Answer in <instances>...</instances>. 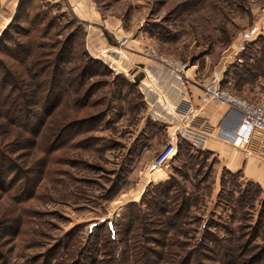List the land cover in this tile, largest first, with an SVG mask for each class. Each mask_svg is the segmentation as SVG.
I'll use <instances>...</instances> for the list:
<instances>
[{"label":"rangeland","instance_id":"374dc122","mask_svg":"<svg viewBox=\"0 0 264 264\" xmlns=\"http://www.w3.org/2000/svg\"><path fill=\"white\" fill-rule=\"evenodd\" d=\"M36 15L42 20L33 34L39 43L62 42L75 34L69 68L80 64L85 51L102 63L88 80L94 86L89 106L78 114L97 119L55 144L49 174L40 181L33 200L17 206L11 194L4 195L0 230L3 221L13 217L14 231L21 224L12 238L6 236L8 225L0 232V264H87L89 258L93 264H113L110 255L118 259L125 245L117 236L110 240L109 230L128 219L132 210L127 206L138 204L147 189L170 178L198 197L187 229L209 221L216 226V235H222V226L237 235L239 227L260 223L255 244L263 245L264 204L259 201L264 194L258 193L256 184L220 172L204 150L199 149L200 154L180 150L179 145L169 163L153 168V159L167 143V126L174 125L176 117L166 114V93L146 57L128 49L119 54L115 46L125 36L129 49L149 47L159 56L181 61L197 84H190V89L193 85L200 93L235 49L236 59L226 65L222 87L259 103L264 100V0H0V38L12 22L7 39L15 38L20 28L33 27ZM255 25L263 27L261 34L241 51L242 34ZM5 46L10 47V41ZM5 46L3 37V64L11 63L4 57ZM74 97L71 94L67 108L53 114L49 129L67 114L73 118ZM37 155L41 154H18L17 163L29 168ZM162 176L167 179L153 180ZM239 193L246 195L244 213L235 204ZM224 196L232 198V204H226ZM189 235L178 239L186 241Z\"/></svg>","mask_w":264,"mask_h":264},{"label":"trees","instance_id":"16d2710c","mask_svg":"<svg viewBox=\"0 0 264 264\" xmlns=\"http://www.w3.org/2000/svg\"><path fill=\"white\" fill-rule=\"evenodd\" d=\"M40 22L42 20L36 15L31 24L33 27L20 28L16 39H7V33L14 26L12 22L0 38L2 42L4 37V46L6 41L11 43L10 47H4V57L11 63L0 62V201L4 195L11 194L17 206L35 198L40 181L49 174L50 156L58 149L55 144L66 140L69 133L83 131L88 122L97 119V115L80 118L78 114L89 106L94 86L88 80L97 72L92 70L101 68L102 63L85 51L80 64L69 68L74 55L75 34H69L62 42L39 43L33 34ZM232 66L235 68L238 64ZM241 68L243 73L245 68ZM234 76L239 78L241 74L235 71ZM71 94L75 96L73 118L67 114L58 125L49 129L51 117L59 108H67ZM184 148L200 153L191 143L182 140L179 149ZM32 152L41 155L36 156L31 167L17 163L18 154ZM256 188L259 194H264L259 186ZM222 199L226 204H232V198L224 196ZM245 200L246 195L239 193L235 202L242 213L247 206ZM197 201V196H192L172 178L147 189L138 204L127 206L132 210L128 219L116 230H109L110 240L114 242L117 236L118 242L125 245L118 259L110 255L112 263L264 264V244H255L260 223H255L254 227H239L237 235L229 227L222 226V235L218 236L213 232V229L217 230L216 226L209 221L198 229H187L190 210ZM263 204L264 199L259 201L260 206ZM254 207V203L249 205L251 210ZM16 218L20 219V215ZM3 222L6 223L1 225L0 232H6L8 225V238L19 234L17 228L21 223L16 231L12 229L16 222L14 217ZM189 232L192 235L186 241L178 239L185 238ZM2 259L0 256L1 263ZM88 262L93 264L94 260L89 258Z\"/></svg>","mask_w":264,"mask_h":264},{"label":"built area","instance_id":"2783aa9c","mask_svg":"<svg viewBox=\"0 0 264 264\" xmlns=\"http://www.w3.org/2000/svg\"><path fill=\"white\" fill-rule=\"evenodd\" d=\"M262 30L263 27L255 25L245 31L241 36L240 50L243 51L245 45L260 35ZM128 42L129 40L125 36L117 39L116 51L121 54L123 49H128L146 57L152 64L157 83L160 84L166 96L172 97V102L165 107L166 114H180L184 110L181 97L187 89V84L191 82L187 76L189 71L187 65L179 60L159 56L155 50L149 47H145L143 51H136L133 48L129 49L127 47ZM200 101L202 105L213 104L227 107L230 110L227 126L229 125L231 129H220L219 135L233 146L244 147L255 134L261 133L264 135V100L259 103H251L234 96L222 87V79L219 75H213L201 87ZM236 115L239 118L233 120L231 116ZM167 130L172 132V137L153 159L152 166L155 169H161L172 160L180 141H187L197 149H203L206 141L204 134L195 132L182 124L169 125Z\"/></svg>","mask_w":264,"mask_h":264},{"label":"crops","instance_id":"0c3cea01","mask_svg":"<svg viewBox=\"0 0 264 264\" xmlns=\"http://www.w3.org/2000/svg\"><path fill=\"white\" fill-rule=\"evenodd\" d=\"M236 56L235 49H232L226 56L223 66L215 75H219L222 79L226 65L234 62ZM189 79L191 82L187 84V89L181 97L184 110L173 117H176V125L177 123L178 125H185L189 129L206 136L202 150L207 151L216 160V167L220 172L227 171L232 174H239L242 179L258 185L264 191V135L261 133L255 134L251 141L241 148L235 147L226 141L219 135V130L228 128L227 118L230 115V110L227 107L213 104L202 105L200 101L201 93L195 91L197 88L193 85L191 86L193 88L190 89V84H193L194 80ZM194 85L197 84L194 82ZM169 97L168 95L166 99L170 104L172 97ZM236 117L239 118L238 115ZM171 133L167 132V142L172 137ZM166 179L167 177L162 176L153 180L159 182Z\"/></svg>","mask_w":264,"mask_h":264}]
</instances>
